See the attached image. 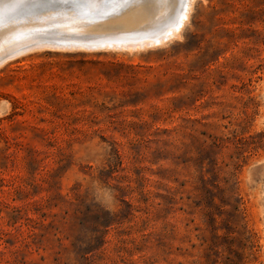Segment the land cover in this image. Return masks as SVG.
I'll return each mask as SVG.
<instances>
[{"label":"rangeland","instance_id":"374dc122","mask_svg":"<svg viewBox=\"0 0 264 264\" xmlns=\"http://www.w3.org/2000/svg\"><path fill=\"white\" fill-rule=\"evenodd\" d=\"M66 4L0 23V264H264V0H175L166 39L102 48L77 41L145 6Z\"/></svg>","mask_w":264,"mask_h":264},{"label":"bare ground","instance_id":"6f19581e","mask_svg":"<svg viewBox=\"0 0 264 264\" xmlns=\"http://www.w3.org/2000/svg\"><path fill=\"white\" fill-rule=\"evenodd\" d=\"M30 1L31 0H0V23H2L4 21H7V22L10 21L8 23H11V21H12V22L15 23V21H17L16 19L21 18L20 16L22 14H27L26 15L27 18L28 17L29 18L33 17V19H34L33 21H35L38 18V16H41L40 13H45L44 11L43 12H39L40 11L39 8H42V9L46 8V7L47 8H51V7H54L56 4L58 5L61 2H63V3L59 4L58 5L59 7H61V5L64 4V2H68L69 3L68 6L70 7L69 10L72 11L69 14H73L75 16H80V19L78 18L79 20L82 19L83 21H88V22L92 21V20H95L96 22H100V21L104 22V16H105V18H106V16H109V17L111 16L112 17V15H115L117 12L119 13L120 11L121 12L123 11V13H126L128 11V8H130V6L133 5V7H135L137 5V2H139V1H140V3L142 5L145 6L144 7L145 10L146 9L148 10L147 14H146V16L148 17V22H149V23H147L148 24V26H147L148 29H141V28L136 27L135 30H131V31H127V32H121V33L112 34V35L108 34L107 36H102V38H100V37L97 38L96 37V38H89V39H86V38L85 39H80L78 41L76 40L77 44L79 46L87 47V48H97V47H100V46H101V48H102V46H111V47H130L131 46V47H138V46H142V45H146V44L158 43V42H161L162 40L166 39L169 35L174 33V30H175V28H176V26L178 24V21H181L182 20L181 17L183 16V15H178L175 19H172L173 22H171L172 20L170 18H168V17L164 18V20L159 22L163 17H165L167 15L166 12H169V11L172 10V7L174 5L175 0H128L127 3H125L124 0H116L115 4H109L106 7L101 6V7L97 8L96 10H90L88 8L77 9L76 5L79 4V0H35L34 2H30ZM134 4H135V6H134ZM183 5L185 6L186 3L183 2ZM68 6L66 4V7H68ZM155 6L156 7L157 6L161 7L160 8L161 9V13L159 12V10H157L158 13H160L157 18L153 17L152 13H151L152 11H155V9H156ZM55 7H57V6H55ZM139 7H141V6H139ZM144 8H141V9H143L142 11H144ZM136 9H138V8H136ZM124 10H125V12H124ZM46 12H48L47 14H50L49 11H46ZM53 12L54 11H52L51 13H53ZM55 12H57V11H55ZM65 12L63 11L64 14H65ZM121 12L119 13V15L117 13V15L120 16V14H122ZM178 13H179V11H178ZM47 14H45L46 15L45 18L48 19V16L50 17L54 13L52 15H47ZM57 14H59V13H57ZM57 14H56V16H57ZM60 14H62V13H60ZM35 16L37 18H35ZM44 16H41V17L44 18ZM61 16H63V15H60V17ZM65 16H66V14L62 18L65 19L66 18ZM26 17H24V18H26ZM52 17H54V16H52ZM52 17L50 19H52ZM109 17H107V18L109 19ZM140 18H141L140 13L135 10V11L129 12L128 14H125L124 16H121V17H117L116 16L112 20H109L107 23L108 24H115V25H117L120 28L121 27H126V28L128 27L129 28L131 21H136V20H138ZM39 20H41V19L39 18ZM74 20H76V19L74 18ZM122 20H124V22ZM27 21L28 20H26L25 23ZM33 21H30V22H33ZM7 22H5V24ZM18 22H19V20H18ZM36 22H40V21L36 20ZM164 22H167V23L169 22L168 23V24H170L169 26L170 27L173 26V27L170 28L168 25L165 26L164 24H166V23H164ZM8 23H7V25H8ZM15 24L17 25V23H15ZM10 25H11V27H13L12 23ZM164 26L165 27L168 26L167 29H164ZM3 29H5V25H4ZM161 29H164V30L162 31ZM21 31L22 30H20L18 32H21ZM25 35H27V34H25ZM46 36H48V35H46ZM46 36H45V38H46ZM45 38H44V40H45ZM70 39H73V38H70ZM13 40H14V38H12V36H10V37L6 36V38L1 39L0 40V52L6 51L7 49L13 47V45H14V44H12ZM44 40H41V41L44 42ZM38 42L39 41H37L36 45H38ZM40 42H39V45H40ZM57 42H53L54 44L51 43V42H48L47 44L49 46H52V47L61 46L62 45L61 44L62 41H60L59 44ZM63 42H66V41H63ZM69 42H71L70 43V46H71L73 43H72V41H69ZM10 43L12 45H9ZM55 43H57V44H55ZM25 44H29V43L25 42ZM77 44L75 43V46ZM32 45H30V46L32 47ZM65 45H63V46H65ZM67 46H69V45L67 44ZM73 46H74V44H73ZM22 47L19 46V48H17V49L18 50L22 49ZM25 48L26 47H23V50ZM13 52L14 51H12V53ZM7 54H9V53H7ZM7 54H6V57L8 58L9 55L7 56ZM0 62H1V58H0Z\"/></svg>","mask_w":264,"mask_h":264},{"label":"snow or ice","instance_id":"6c2138e0","mask_svg":"<svg viewBox=\"0 0 264 264\" xmlns=\"http://www.w3.org/2000/svg\"><path fill=\"white\" fill-rule=\"evenodd\" d=\"M125 3L128 0H124ZM184 3H187V0H183ZM116 0H79V4L76 5L77 9L88 8L90 10H96L97 8L104 6L106 7L109 4H115Z\"/></svg>","mask_w":264,"mask_h":264}]
</instances>
